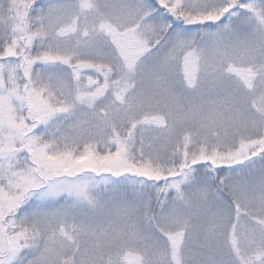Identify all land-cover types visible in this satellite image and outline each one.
I'll return each mask as SVG.
<instances>
[{
    "label": "snow or ice",
    "instance_id": "1",
    "mask_svg": "<svg viewBox=\"0 0 264 264\" xmlns=\"http://www.w3.org/2000/svg\"><path fill=\"white\" fill-rule=\"evenodd\" d=\"M0 264H264V0H0Z\"/></svg>",
    "mask_w": 264,
    "mask_h": 264
}]
</instances>
